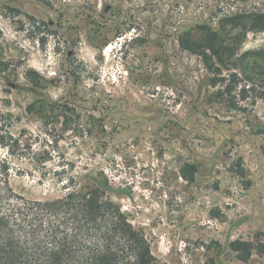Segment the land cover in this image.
Here are the masks:
<instances>
[{
    "label": "rangeland",
    "instance_id": "obj_1",
    "mask_svg": "<svg viewBox=\"0 0 264 264\" xmlns=\"http://www.w3.org/2000/svg\"><path fill=\"white\" fill-rule=\"evenodd\" d=\"M260 15L264 0H0L12 187L54 200L103 173L158 259L264 264Z\"/></svg>",
    "mask_w": 264,
    "mask_h": 264
},
{
    "label": "trees",
    "instance_id": "obj_2",
    "mask_svg": "<svg viewBox=\"0 0 264 264\" xmlns=\"http://www.w3.org/2000/svg\"><path fill=\"white\" fill-rule=\"evenodd\" d=\"M260 18L257 25L264 29ZM181 45L202 57L212 49ZM64 185L62 198L27 199L12 187L9 165L0 162V264H168L154 255L145 231L109 200L115 190L103 173L71 177ZM252 247L230 243L231 250L244 251L243 261Z\"/></svg>",
    "mask_w": 264,
    "mask_h": 264
},
{
    "label": "flooded vegetation",
    "instance_id": "obj_3",
    "mask_svg": "<svg viewBox=\"0 0 264 264\" xmlns=\"http://www.w3.org/2000/svg\"><path fill=\"white\" fill-rule=\"evenodd\" d=\"M108 10V9H107Z\"/></svg>",
    "mask_w": 264,
    "mask_h": 264
}]
</instances>
